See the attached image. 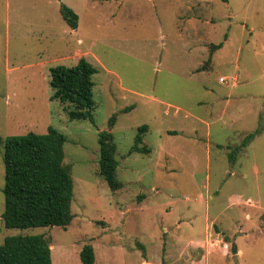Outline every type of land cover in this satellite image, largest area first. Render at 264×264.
Listing matches in <instances>:
<instances>
[{
	"label": "rangeland",
	"instance_id": "obj_1",
	"mask_svg": "<svg viewBox=\"0 0 264 264\" xmlns=\"http://www.w3.org/2000/svg\"><path fill=\"white\" fill-rule=\"evenodd\" d=\"M82 56L98 69L95 123L51 98L50 68ZM115 112L117 190L99 166ZM143 124L151 151L128 155ZM50 126L67 138L74 218L5 225L0 143V244L44 234L53 264H83L88 243L95 264H264V0H0V137Z\"/></svg>",
	"mask_w": 264,
	"mask_h": 264
},
{
	"label": "trees",
	"instance_id": "obj_2",
	"mask_svg": "<svg viewBox=\"0 0 264 264\" xmlns=\"http://www.w3.org/2000/svg\"><path fill=\"white\" fill-rule=\"evenodd\" d=\"M228 1V0H224ZM60 12L72 28L79 24V14L66 3H61ZM222 43H211L212 50ZM97 67L85 57L73 65L59 64L50 68L52 99L70 103L71 118L88 119L95 123L94 75ZM130 105L122 112L131 110ZM118 119L115 112L109 119V129L99 131L101 155L100 173L113 190L125 183L118 174L117 144L112 129ZM147 124L139 126L134 144L128 151L149 153L144 146ZM259 129L247 134L243 141L230 152L231 161H236L243 148L249 145ZM66 135L50 126L45 133L30 131L22 135L0 137L3 144L5 206L2 213L7 227L27 228L37 226H67L74 213V179L72 166L65 161ZM83 264H95L96 252L90 243L80 251ZM0 264H53L51 242L44 234H16L7 236L0 244Z\"/></svg>",
	"mask_w": 264,
	"mask_h": 264
},
{
	"label": "crops",
	"instance_id": "obj_3",
	"mask_svg": "<svg viewBox=\"0 0 264 264\" xmlns=\"http://www.w3.org/2000/svg\"><path fill=\"white\" fill-rule=\"evenodd\" d=\"M71 28H72V27H71ZM77 28H79V26H78ZM77 28H73V29L75 30V29H77ZM75 48H76V50L79 49L78 47H75ZM82 57H85L86 59H89V58L86 57V56H82ZM80 58H81V57H80ZM79 60H80V59H79ZM79 60H78V61H79ZM78 61H77V62H78ZM77 62H76V63H77ZM76 63H75V64H76ZM239 252H241V251H239Z\"/></svg>",
	"mask_w": 264,
	"mask_h": 264
},
{
	"label": "built area",
	"instance_id": "obj_4",
	"mask_svg": "<svg viewBox=\"0 0 264 264\" xmlns=\"http://www.w3.org/2000/svg\"><path fill=\"white\" fill-rule=\"evenodd\" d=\"M225 80V78L224 77H221V81H224Z\"/></svg>",
	"mask_w": 264,
	"mask_h": 264
},
{
	"label": "water",
	"instance_id": "obj_5",
	"mask_svg": "<svg viewBox=\"0 0 264 264\" xmlns=\"http://www.w3.org/2000/svg\"><path fill=\"white\" fill-rule=\"evenodd\" d=\"M235 252H238V250H237V249H235Z\"/></svg>",
	"mask_w": 264,
	"mask_h": 264
}]
</instances>
